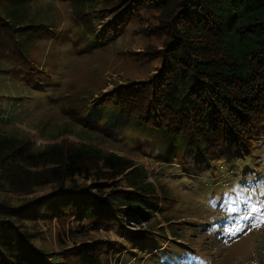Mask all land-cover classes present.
Here are the masks:
<instances>
[{
    "label": "trees",
    "instance_id": "trees-1",
    "mask_svg": "<svg viewBox=\"0 0 264 264\" xmlns=\"http://www.w3.org/2000/svg\"><path fill=\"white\" fill-rule=\"evenodd\" d=\"M38 1L0 0V40L22 58L34 32L53 28L30 12ZM68 1L81 25L75 46H93L106 36L109 26L96 31L94 23L100 2L116 5L108 21L125 24V30L152 10L154 30L165 38L151 49L160 64L146 79L116 84L101 97L89 94L85 127L103 130L117 143H132L130 151H158L169 158L192 150L210 156L222 143L246 146L264 128V0ZM61 130L38 148L28 134L0 130V189L25 194L56 184L60 190L57 200L39 197L0 208V264H48L28 233L29 223L67 212L92 221L94 228L103 222L120 226L122 217L145 219L158 202L156 184L143 164L76 138L70 127ZM88 179L94 182L86 187ZM92 184L96 191L91 194ZM8 216L15 222L21 216L24 225L17 228ZM103 248L98 242L82 243L73 254L79 264H110L100 258Z\"/></svg>",
    "mask_w": 264,
    "mask_h": 264
},
{
    "label": "rangeland",
    "instance_id": "rangeland-1",
    "mask_svg": "<svg viewBox=\"0 0 264 264\" xmlns=\"http://www.w3.org/2000/svg\"><path fill=\"white\" fill-rule=\"evenodd\" d=\"M114 8L97 5L96 31L106 25L109 30L93 46H75L81 25L72 18L68 0H39L30 10L53 28L34 32L24 43L23 58L6 39L0 40V130L28 134L38 148L70 127L76 138L143 164L156 184L158 202L145 219L122 217L120 226L103 222L94 228L92 221L67 212L29 223L35 245L49 257L48 264H79L74 249L94 242L104 246L100 258L110 264H251V258L264 264V128L246 146L222 143L210 156L192 150L169 158L158 151H130L132 143H117L103 130L82 124L90 93L101 97L116 84L144 80L160 64L151 49L165 38L154 30L152 10L125 30V24L109 23ZM91 182L86 180V187ZM55 185L25 194L0 189V208L39 197L57 200ZM19 217L16 222L9 217L17 228L24 225Z\"/></svg>",
    "mask_w": 264,
    "mask_h": 264
},
{
    "label": "built area",
    "instance_id": "built-area-1",
    "mask_svg": "<svg viewBox=\"0 0 264 264\" xmlns=\"http://www.w3.org/2000/svg\"><path fill=\"white\" fill-rule=\"evenodd\" d=\"M250 263H251V264H257V261H256L255 259H252V260L250 261Z\"/></svg>",
    "mask_w": 264,
    "mask_h": 264
}]
</instances>
